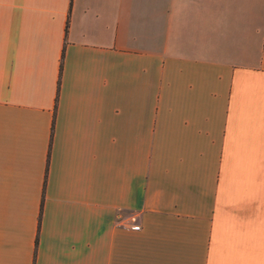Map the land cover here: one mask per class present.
Returning a JSON list of instances; mask_svg holds the SVG:
<instances>
[{
	"label": "crops",
	"instance_id": "0c3cea01",
	"mask_svg": "<svg viewBox=\"0 0 264 264\" xmlns=\"http://www.w3.org/2000/svg\"><path fill=\"white\" fill-rule=\"evenodd\" d=\"M0 264H264V0H0Z\"/></svg>",
	"mask_w": 264,
	"mask_h": 264
},
{
	"label": "built area",
	"instance_id": "2783aa9c",
	"mask_svg": "<svg viewBox=\"0 0 264 264\" xmlns=\"http://www.w3.org/2000/svg\"><path fill=\"white\" fill-rule=\"evenodd\" d=\"M134 229H138V226H135Z\"/></svg>",
	"mask_w": 264,
	"mask_h": 264
}]
</instances>
